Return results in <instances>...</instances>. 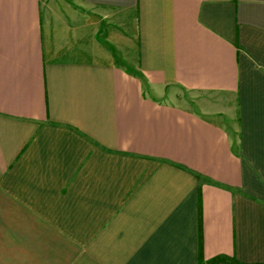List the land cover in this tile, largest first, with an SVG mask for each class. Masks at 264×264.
<instances>
[{
  "label": "crops",
  "instance_id": "obj_1",
  "mask_svg": "<svg viewBox=\"0 0 264 264\" xmlns=\"http://www.w3.org/2000/svg\"><path fill=\"white\" fill-rule=\"evenodd\" d=\"M0 264H264V0H0Z\"/></svg>",
  "mask_w": 264,
  "mask_h": 264
}]
</instances>
